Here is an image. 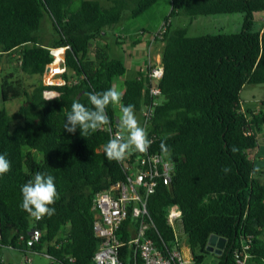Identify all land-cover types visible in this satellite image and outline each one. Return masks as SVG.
<instances>
[{
    "label": "trees",
    "instance_id": "trees-1",
    "mask_svg": "<svg viewBox=\"0 0 264 264\" xmlns=\"http://www.w3.org/2000/svg\"><path fill=\"white\" fill-rule=\"evenodd\" d=\"M72 1L0 0V57L7 65L14 60L18 68L11 77L6 65L0 66V99L20 101L11 114L0 110V154H7L12 165L0 178V264L5 248L23 259L42 254L49 264H92L99 243L92 230V201L125 177L121 163L109 161L104 153L110 134L118 130V109H108L111 131L102 128L86 138L79 129L74 134L65 131V117L74 100L90 107L86 93L107 90L125 74L124 59L105 42L106 29L137 18L157 0H108L106 7L78 0L79 9L69 11ZM169 4L168 19L183 16L190 22L239 14L241 23L235 33L189 37L185 27H172L165 20L163 31L156 34L159 39L152 38L161 44L159 94L148 95L143 73L121 82L123 103L135 105L140 124L141 111L154 103L144 127L152 140L148 153H162L165 136L171 149L170 183L158 184L146 200L153 225L146 235L158 249L162 245L161 251L171 249L174 236L165 216L169 207L177 206L183 238H177L178 243L187 247L192 264H234L232 253L243 242L249 247L246 264H264V165L249 158L264 127V100L252 109L242 108L239 101L242 86L264 84V0ZM44 18L50 27L47 39L41 32ZM120 37H111L112 46L138 42L132 36ZM60 47H66L64 84L43 86L40 77L51 61L48 49ZM17 73L27 83L31 76L37 81L22 80L23 85ZM44 91L55 92L59 99L44 98ZM233 146L239 151L233 153ZM141 155L135 153L124 162ZM224 167L231 171L225 174ZM38 171L55 177L60 197L55 214L40 220L20 208V188ZM128 226L137 223L127 219L116 233L119 240L129 236ZM31 229L40 237L28 247ZM210 236L225 240L219 253L214 246L206 250ZM121 259H130L125 248Z\"/></svg>",
    "mask_w": 264,
    "mask_h": 264
},
{
    "label": "built area",
    "instance_id": "built-area-1",
    "mask_svg": "<svg viewBox=\"0 0 264 264\" xmlns=\"http://www.w3.org/2000/svg\"><path fill=\"white\" fill-rule=\"evenodd\" d=\"M261 19L264 21V12ZM65 49L66 47L48 49L51 61L44 66L40 77L43 86L64 84L61 75L65 70L63 57ZM144 74L149 82L148 95L150 97L158 95L156 83L162 74L161 66L158 63L149 65ZM49 94L50 91H44V98H48ZM152 104L154 103L145 106L141 112L143 127L151 113ZM115 132L110 134V138ZM121 167L125 174L124 179L96 194L92 201V209L96 211L92 230L94 237L99 240L92 255V264H192L190 259L183 256V243H178L173 231L174 221H177L180 215L176 206L169 207L165 216L174 236L171 249L161 251L162 245L158 249L152 238L146 235L147 231L153 228L147 215L146 200L158 184L167 186L170 183L172 162L163 153L152 152L139 156L129 164L123 162ZM127 219L136 222L137 226L135 228L128 226L129 236L119 240L116 233ZM27 237L26 245L29 247L38 240L40 232L31 229ZM124 248L130 253V259L125 262L121 259V250ZM185 248L187 249L186 246ZM248 249V243L243 242L233 251L234 264H246ZM23 260L29 263L28 256H24Z\"/></svg>",
    "mask_w": 264,
    "mask_h": 264
},
{
    "label": "clouds",
    "instance_id": "clouds-1",
    "mask_svg": "<svg viewBox=\"0 0 264 264\" xmlns=\"http://www.w3.org/2000/svg\"><path fill=\"white\" fill-rule=\"evenodd\" d=\"M80 4L73 5L74 10H78ZM90 107L85 106L78 100H74L71 109L65 117L64 128L69 133L80 130L82 137L86 138L98 130L104 128L111 131V119L108 115L109 107L118 109V130L104 145V153L109 161L123 163L127 158L135 153L147 154L151 147L152 140L149 139L147 130L139 123L135 105H124V93L116 87H110L100 92L86 93ZM59 99L57 96L48 97V100ZM165 136L160 148L164 156L171 157V149ZM233 153L239 151L236 146L231 148ZM11 161L7 154H0V178L11 170ZM222 171L227 174L231 171L229 167H224ZM260 168H255L254 172H259ZM22 203L20 208L27 212L36 220L45 216L51 218L55 214V203L59 200V193L55 184V177L45 172H36L32 179H29L20 188Z\"/></svg>",
    "mask_w": 264,
    "mask_h": 264
},
{
    "label": "rangeland",
    "instance_id": "rangeland-1",
    "mask_svg": "<svg viewBox=\"0 0 264 264\" xmlns=\"http://www.w3.org/2000/svg\"><path fill=\"white\" fill-rule=\"evenodd\" d=\"M88 1H97L100 4H102L104 7L108 5V0H88ZM76 0H73L72 3L68 6L69 11H73V5L76 3ZM170 9L169 0H157L154 5H152L148 10H146L143 14L138 16L137 18L127 20L124 22H121L116 25H112L111 27L106 29V34L108 36V39H106V43H108L109 46L114 49V55L119 56L121 59H127L126 55H124V52L126 50L123 49V44L121 46L113 45L110 42L112 39V36H132L134 37L133 40H136L142 44L145 43H152V38L156 36L157 32L161 29L163 23L165 20H167L172 27H178V28H186V35L189 37H194L201 34L206 33H223V34H231L238 31L240 23H241V15L239 14H232V15H216V16H208V17H196L190 22H188V19L183 16H176L168 19V13ZM259 16L255 15L254 19H257ZM42 28V36L44 39L48 38V34L50 33V27L49 22L46 18L43 19L41 22ZM163 29L160 31L162 32ZM120 37V38H122ZM110 38V39H109ZM156 38L159 39V36H156ZM121 42L120 40H118ZM155 42V41H154ZM156 47L158 49L161 48V44L157 43ZM130 49V47L128 48ZM157 49V53L158 50ZM153 53V50L150 49V51H147L146 58L147 60L151 62V66L155 63L159 64V61L155 62L154 58H156L157 54H153L151 57L149 54ZM146 60V61H147ZM147 61V62H148ZM7 63L6 58L0 57V66ZM13 60L12 63L6 65L7 75L9 76H15V72L18 71L17 64ZM149 66V65H148ZM147 66V67H148ZM19 73H17L18 76ZM23 75L20 73V76H18V82L22 83ZM24 81V80H23ZM28 83L24 81L26 84H30L32 82L37 81V76H31L27 79ZM24 85V84H23ZM26 87V85H25ZM113 87H116L118 90L122 89L121 81L116 80L113 82ZM260 100H264V84L260 85H244L242 86L240 92H239V101L240 106L242 108H255ZM20 101H8V102H2L0 99V110H4L6 113L11 114L17 109L18 104ZM143 112V110L141 111ZM137 119L139 118V115L136 113ZM115 117L118 121L119 112L115 111ZM177 207V206H176ZM178 208V207H177ZM179 210V208H178ZM180 214V211H179ZM173 231L175 233L176 238H179L182 240V233L180 231V226L178 221H174L173 224ZM182 250H186L188 252V249L185 248V246L182 247ZM29 263L23 262V257L10 249H2L1 250V264H49L48 259L43 256L42 254H29ZM204 264H207L206 262Z\"/></svg>",
    "mask_w": 264,
    "mask_h": 264
},
{
    "label": "crops",
    "instance_id": "crops-1",
    "mask_svg": "<svg viewBox=\"0 0 264 264\" xmlns=\"http://www.w3.org/2000/svg\"><path fill=\"white\" fill-rule=\"evenodd\" d=\"M156 45H157V42L145 43V44L137 42L133 46L132 45L128 46L127 43L123 44V49L126 50L124 55H126V58H127L125 60V74L122 78L118 80L123 82V80L134 78L138 73L144 74L146 67L148 65H151L150 60L148 61L146 58V53L147 51H150V49L153 50V53L149 52V54H151L150 57L153 54H157L156 58H154V61L155 62L159 61L160 49H158ZM129 47L130 49H128ZM157 49L159 50L158 53H157ZM19 76H20V73H19ZM120 91H122V89ZM257 138H258V148L257 150L250 152L249 158H251L253 162L257 164L258 166H263L264 165V127H262V129L260 130L259 134L257 135ZM182 245L184 246V244ZM182 252L185 258L190 259L189 252H187L186 250L184 251L182 250Z\"/></svg>",
    "mask_w": 264,
    "mask_h": 264
},
{
    "label": "water",
    "instance_id": "water-1",
    "mask_svg": "<svg viewBox=\"0 0 264 264\" xmlns=\"http://www.w3.org/2000/svg\"><path fill=\"white\" fill-rule=\"evenodd\" d=\"M56 96L55 92H50L48 97ZM225 243V240L222 238H216L215 236H210L207 240V251H210L212 249V246H214V249L217 253L221 251Z\"/></svg>",
    "mask_w": 264,
    "mask_h": 264
}]
</instances>
